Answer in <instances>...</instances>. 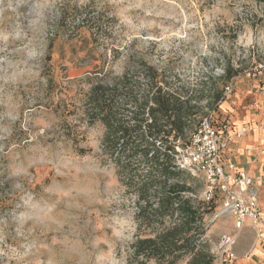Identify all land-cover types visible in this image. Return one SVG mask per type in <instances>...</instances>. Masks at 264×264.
<instances>
[{"label": "rangeland", "instance_id": "374dc122", "mask_svg": "<svg viewBox=\"0 0 264 264\" xmlns=\"http://www.w3.org/2000/svg\"><path fill=\"white\" fill-rule=\"evenodd\" d=\"M131 56L174 63L168 77L196 89H223V67L240 71L214 120L264 132L261 81L245 75L264 62V0H0V264H131L128 182L152 167L120 172L122 150L104 151L105 128L84 114L100 74L120 77ZM215 206L216 264H264L258 232ZM225 235L236 243L222 248Z\"/></svg>", "mask_w": 264, "mask_h": 264}, {"label": "trees", "instance_id": "16d2710c", "mask_svg": "<svg viewBox=\"0 0 264 264\" xmlns=\"http://www.w3.org/2000/svg\"><path fill=\"white\" fill-rule=\"evenodd\" d=\"M131 57L120 77L108 79L100 74L84 100L88 124L105 128L104 151L122 150L124 161H116L120 172L132 163L152 167L128 182L137 196V235L129 248V261L216 264L206 223L215 204L199 200L204 181L180 170L177 158L179 149L192 144L206 110L216 112L225 101L224 88L240 71L223 67V89L207 83L196 89L168 77L174 63L153 64ZM138 74L144 83L137 80Z\"/></svg>", "mask_w": 264, "mask_h": 264}, {"label": "built area", "instance_id": "2783aa9c", "mask_svg": "<svg viewBox=\"0 0 264 264\" xmlns=\"http://www.w3.org/2000/svg\"><path fill=\"white\" fill-rule=\"evenodd\" d=\"M245 75L261 81L255 88L264 91V62L249 68ZM232 92L233 84L229 83L224 88L223 97L230 96ZM214 114L212 110L203 119L192 144L185 149V155L177 158V167L204 181L205 188L199 200L219 206L216 218L229 215L239 232L250 225L261 237L264 216L254 179L246 172L239 171L234 163L223 160V153L229 149L233 138L242 139L253 129L246 125L235 130L226 121H215ZM235 243L236 238L225 235L221 247H230Z\"/></svg>", "mask_w": 264, "mask_h": 264}, {"label": "crops", "instance_id": "0c3cea01", "mask_svg": "<svg viewBox=\"0 0 264 264\" xmlns=\"http://www.w3.org/2000/svg\"><path fill=\"white\" fill-rule=\"evenodd\" d=\"M241 124L242 123L239 125ZM255 128L258 127L255 126ZM258 147L264 148V132L255 129L246 134L242 139L234 138L229 149L223 153V160L228 163H234L239 171L246 172L254 179L257 186L256 189L259 192L262 216H264V205L261 202L263 196L262 187L264 184V152L262 154L253 155V150ZM246 154H248V156H246ZM236 155L239 156L240 161L236 162ZM252 156L254 157L252 158ZM257 174L259 176H257ZM246 227L249 228L251 226L247 225ZM258 247L264 248V233L261 237L259 236Z\"/></svg>", "mask_w": 264, "mask_h": 264}, {"label": "bare ground", "instance_id": "6f19581e", "mask_svg": "<svg viewBox=\"0 0 264 264\" xmlns=\"http://www.w3.org/2000/svg\"><path fill=\"white\" fill-rule=\"evenodd\" d=\"M255 129H258V130H260L259 128H255V127H254V130H255Z\"/></svg>", "mask_w": 264, "mask_h": 264}]
</instances>
